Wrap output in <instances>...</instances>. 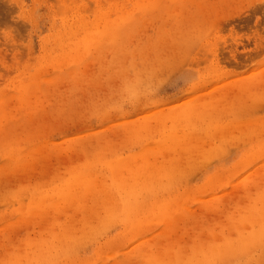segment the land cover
Instances as JSON below:
<instances>
[{
  "label": "rangeland",
  "instance_id": "374dc122",
  "mask_svg": "<svg viewBox=\"0 0 264 264\" xmlns=\"http://www.w3.org/2000/svg\"><path fill=\"white\" fill-rule=\"evenodd\" d=\"M0 264H264V0H0Z\"/></svg>",
  "mask_w": 264,
  "mask_h": 264
},
{
  "label": "bare ground",
  "instance_id": "6f19581e",
  "mask_svg": "<svg viewBox=\"0 0 264 264\" xmlns=\"http://www.w3.org/2000/svg\"><path fill=\"white\" fill-rule=\"evenodd\" d=\"M90 195V194H89ZM71 199V198H70ZM263 221V220H262ZM255 231V230H254ZM256 232V231H255ZM252 234V233H251Z\"/></svg>",
  "mask_w": 264,
  "mask_h": 264
}]
</instances>
